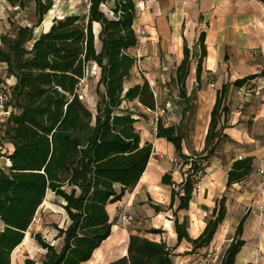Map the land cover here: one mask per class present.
Returning a JSON list of instances; mask_svg holds the SVG:
<instances>
[{
    "label": "trees",
    "instance_id": "1",
    "mask_svg": "<svg viewBox=\"0 0 264 264\" xmlns=\"http://www.w3.org/2000/svg\"><path fill=\"white\" fill-rule=\"evenodd\" d=\"M4 1L19 10L33 4L35 23L0 35V66L7 78L16 79L11 87L16 112L4 124L0 121V158L5 157L11 163L6 169H0V221L3 225L0 264H12V254L25 241L48 192L60 202L68 224L65 228L53 225L57 235L52 241L45 239L42 233L32 236L45 251L41 264H85L112 235L115 222L111 220L108 206L134 190L154 152L152 144L142 145L136 128L138 118L123 109L124 102L134 100L147 109H156L154 93L147 81L127 91L124 89L138 62L129 53L138 45L133 29L138 15L136 0H114L111 14L104 11L111 0H90L84 16L70 14L53 20L48 14L53 0ZM45 23L47 30L42 27ZM94 24L101 26L100 52L95 47ZM199 44L198 85L192 95L188 96L186 89L191 69L187 44L184 60L173 78L180 98L187 102L184 119L193 110V97L201 90L202 65L207 55L204 33L200 35ZM93 65L100 69L95 112L87 106L80 92L81 82ZM254 78L256 76L239 80L235 86H243ZM226 92L224 87L218 93L204 152L185 172L187 177L181 189L173 190L171 208L176 197L178 210L189 208L194 192L193 173L203 162L209 161L225 138L226 117L222 119L228 112L224 105ZM156 137L173 144L185 162L190 159L182 153L184 135L180 127H166L159 119ZM5 143L13 149L10 154L3 153ZM253 170L254 158L235 161L228 173V187L246 180ZM162 182L174 186L169 174L164 175ZM226 201L224 197L216 203L205 230L197 239L189 236L188 221L181 223L176 216L178 242H189L192 252L208 248L226 218ZM244 222L245 217L221 257V264H236V256L245 244L242 240ZM148 233L162 234V231ZM173 252L163 241L130 234L127 254L108 264H172ZM25 264L35 262L27 259Z\"/></svg>",
    "mask_w": 264,
    "mask_h": 264
},
{
    "label": "crops",
    "instance_id": "2",
    "mask_svg": "<svg viewBox=\"0 0 264 264\" xmlns=\"http://www.w3.org/2000/svg\"><path fill=\"white\" fill-rule=\"evenodd\" d=\"M113 6L114 0L109 1L104 7L105 13L111 14ZM137 12L133 29L135 32L145 30L147 36L143 45L129 50L139 65L136 63L132 69L124 89L127 91L145 81L150 84L156 109L166 110L167 116L161 119L163 124L166 127L181 128L184 135L182 153L190 159L185 162L173 144L156 137L157 122L138 100L124 102L123 109L138 118L136 128L140 132L142 145L152 144L154 152L134 190L126 193L121 201L108 206L115 226L110 238L96 253L112 240L113 231L118 227L119 233L110 243H117L115 250L120 253L113 254L112 257H117L105 264L127 254L130 234L165 242L174 249L172 264H198L203 260V254L212 253L215 249L220 251L216 260L217 264H221V257L245 217L242 234L245 244L236 256V264H264V2L151 0L145 2L143 9H137ZM100 31V24H94L95 47L98 52L102 50ZM202 33L205 34L207 55L202 65L199 110L194 115L191 110L184 119L187 102L180 98L173 78L184 60V45L187 44L191 52V69L186 89L188 96L192 95L198 85L197 66L201 57L199 39ZM92 67L97 70L99 79L100 69L96 65ZM251 76L256 78L243 86H235L237 81ZM15 83L16 79L10 78V87ZM224 87L227 90L224 105L228 110L222 119L224 121L226 117L223 131L225 138L221 139L209 161L203 162L206 175L200 183V189L193 192L189 208L178 210L177 197L171 208L173 190L181 189L187 177L185 172L191 169L192 161H198L204 152L211 112L218 93ZM243 88L249 92L241 93ZM93 100L97 105V96ZM187 132L192 134L190 140H187ZM7 145L11 153V145ZM248 157L254 158L253 172L243 182L228 187V173L233 163ZM1 159L4 160L1 162L4 167L0 166V169L11 165L7 158ZM172 159H177L178 163L173 164ZM166 174L171 175L174 186L163 184L162 179ZM224 197L227 199V215L211 245L192 252L193 246L189 242L183 240L179 243L175 217L181 223L187 220L189 236L197 239L205 230L206 219L211 217L216 203ZM155 207L161 210L157 211ZM125 213L133 215L135 220L127 224L130 227L126 230H121L118 219ZM205 213L209 216L205 217ZM150 230H160L162 234H150ZM123 231L127 234L123 235ZM227 241L229 244L223 250Z\"/></svg>",
    "mask_w": 264,
    "mask_h": 264
},
{
    "label": "rangeland",
    "instance_id": "3",
    "mask_svg": "<svg viewBox=\"0 0 264 264\" xmlns=\"http://www.w3.org/2000/svg\"><path fill=\"white\" fill-rule=\"evenodd\" d=\"M53 4L54 5L52 7V11L48 13L49 17H52V20L55 17H60L63 15L73 14L84 16L87 13L85 5L79 4V0H53ZM53 11L54 13H52ZM45 20L46 17L44 18V22ZM33 23H35L33 4H30L25 10H19L18 8L10 7L4 0H0V35L13 33L16 27L22 25L31 26ZM46 25L47 24L45 23L42 26L43 29L46 28ZM40 30L41 29H39L38 31ZM97 78V70L91 67L86 75V78L81 82L80 85V92L83 96L84 102L94 112L96 111V105L93 99L94 97H96V86L99 80ZM0 89H6L11 92L10 78H7L5 72L2 69V66H0ZM200 91L195 94V98L193 97V115L195 113L198 114ZM12 107V109L14 110L15 108L13 104ZM166 116L167 115H165L164 117ZM5 122L6 121H3L2 123L4 124ZM186 136L187 140H190L192 134L187 132ZM3 153H10V149L7 143H5ZM3 161L4 160L2 159L0 160L1 167H4V165H1V162ZM119 219L121 220V216ZM119 219L118 226L121 230H126L125 228L130 227L128 225L124 226L119 221ZM206 220H209V218H207ZM67 221V216L61 209L58 200L52 193H48L44 204L40 207L36 214L35 220L26 235L25 241L22 243V246L19 247L17 251L12 255V264H25V260L27 259L33 260L35 264H41L44 259L45 251L38 246V244L33 240L32 236L36 233H42L45 239H47L48 241H52L57 235V232L53 229V225H58L62 228H65L67 226ZM123 232V235L127 234L126 231ZM114 239L110 240V242H113ZM110 242L106 243L102 247V249L94 255V257L92 258V263L90 262L91 264H105L117 257H112L113 254L120 253L116 251L117 243ZM228 244L229 241L225 242L223 250ZM208 255L211 254H209L208 252L206 254H203V260L210 261L211 259H213L212 255L211 257H209Z\"/></svg>",
    "mask_w": 264,
    "mask_h": 264
},
{
    "label": "built area",
    "instance_id": "4",
    "mask_svg": "<svg viewBox=\"0 0 264 264\" xmlns=\"http://www.w3.org/2000/svg\"><path fill=\"white\" fill-rule=\"evenodd\" d=\"M151 0H136V8L138 10H142L143 9V4L145 2H149ZM80 4L85 5L86 9L88 10L90 7V0H80ZM136 33V36L138 38V45H143V41L147 36V33L145 30H139ZM138 63V62H137ZM139 65V63H138ZM139 70H141V68H139ZM246 94L249 91L248 90H243L241 89V93ZM12 94L10 91L6 90V89H0V121H6L12 113H15L16 110L12 109ZM242 108V107H241ZM147 111L152 114L156 120V122L158 123L159 119H162L165 115H166V110L162 109V110H158L155 109L150 110L147 109ZM172 163L173 164H177L178 160L177 159H172ZM205 166L202 165V167L200 169H198L197 171H195L193 173L192 179L194 181V185H193V190L194 192H196L197 190L200 189V183L201 181L205 178ZM262 173V172H261ZM205 217H208L209 215L207 213H205L204 215ZM135 220V217L131 214H123L121 216V223L126 226L127 224L132 223ZM3 230V225L1 224L0 221V232ZM220 251L218 249H215L212 253H209L212 255V258L210 261L209 260H202L200 261V263L198 264H217V260H216V256ZM211 255H208L209 257H211Z\"/></svg>",
    "mask_w": 264,
    "mask_h": 264
},
{
    "label": "bare ground",
    "instance_id": "5",
    "mask_svg": "<svg viewBox=\"0 0 264 264\" xmlns=\"http://www.w3.org/2000/svg\"><path fill=\"white\" fill-rule=\"evenodd\" d=\"M118 229L117 228H115L114 229V231H113V236H112V238L111 239H114L115 237H116V235L118 234Z\"/></svg>",
    "mask_w": 264,
    "mask_h": 264
}]
</instances>
